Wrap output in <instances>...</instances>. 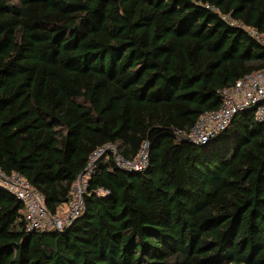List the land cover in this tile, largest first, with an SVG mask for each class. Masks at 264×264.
Wrapping results in <instances>:
<instances>
[{
    "label": "trees",
    "instance_id": "trees-1",
    "mask_svg": "<svg viewBox=\"0 0 264 264\" xmlns=\"http://www.w3.org/2000/svg\"><path fill=\"white\" fill-rule=\"evenodd\" d=\"M260 70L264 0H0V168L55 214L98 148L149 150L141 171L99 158L63 231H27L0 187V264H264L254 110L207 143L176 136Z\"/></svg>",
    "mask_w": 264,
    "mask_h": 264
},
{
    "label": "built area",
    "instance_id": "built-area-1",
    "mask_svg": "<svg viewBox=\"0 0 264 264\" xmlns=\"http://www.w3.org/2000/svg\"><path fill=\"white\" fill-rule=\"evenodd\" d=\"M251 33L256 34L255 30ZM222 103L216 110L201 114L189 132L177 131V139L194 143H207L215 134L227 128L235 114L241 110L254 109L255 119L264 125V71H255L238 79L234 84L221 90ZM113 155L115 164L126 170L141 171L149 163L148 145L144 144L134 158L122 156L114 144L98 148L90 157L84 172L75 180L71 199L55 214H50L44 195L22 174L7 173L0 168V187L14 194L23 204L27 231H63L85 209V196L89 192V179L94 163L103 156Z\"/></svg>",
    "mask_w": 264,
    "mask_h": 264
},
{
    "label": "water",
    "instance_id": "water-1",
    "mask_svg": "<svg viewBox=\"0 0 264 264\" xmlns=\"http://www.w3.org/2000/svg\"><path fill=\"white\" fill-rule=\"evenodd\" d=\"M255 108H252V110H254ZM217 134H219V133H217ZM217 134H215L212 138H214ZM212 138L209 140V141H211L212 140ZM208 141V142H209Z\"/></svg>",
    "mask_w": 264,
    "mask_h": 264
}]
</instances>
